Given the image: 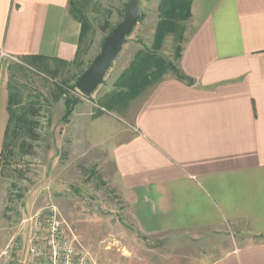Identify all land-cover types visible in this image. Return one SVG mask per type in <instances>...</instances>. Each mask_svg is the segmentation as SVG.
Instances as JSON below:
<instances>
[{
  "label": "crops",
  "instance_id": "1",
  "mask_svg": "<svg viewBox=\"0 0 264 264\" xmlns=\"http://www.w3.org/2000/svg\"><path fill=\"white\" fill-rule=\"evenodd\" d=\"M190 10L180 69L192 83L165 78L92 146L104 147L139 233L238 228L245 242L205 264H264V0H192ZM79 36L69 0H0V151L10 64L70 63ZM113 114L79 101L70 117L84 129Z\"/></svg>",
  "mask_w": 264,
  "mask_h": 264
},
{
  "label": "rangeland",
  "instance_id": "2",
  "mask_svg": "<svg viewBox=\"0 0 264 264\" xmlns=\"http://www.w3.org/2000/svg\"><path fill=\"white\" fill-rule=\"evenodd\" d=\"M130 1H83L80 8L89 28L81 45L80 62L77 65L45 62L48 69L58 72L54 80L21 61L14 62L17 67L13 70L12 82L21 91L22 103L40 107L41 111L34 132L38 139L29 141L27 134L22 132L19 135V140L24 139L31 145L32 153L20 156L16 145L18 157L14 164L0 173V249L21 228L27 231L28 219L47 206L57 208L65 221V232L74 240L78 250L89 253L100 264H205L242 245L249 237L231 227L223 231L204 229L155 235L137 231L128 204L119 191L110 159L101 152L104 147L99 149L92 145L93 140L102 139L114 131L119 122H131L135 111L150 93L149 89L124 108L106 110L114 116L102 117L95 122L85 121L84 129L80 126V119L75 122L76 119L69 117L67 122H62L63 100L53 101L54 84L71 80L84 71L107 35L101 26L105 21L111 26L119 23L124 18L122 10ZM159 2L139 0L142 19L127 38L103 83L89 97L70 94L72 97L87 106L93 103L101 108L99 103L108 94L106 92L114 90L113 84L135 54L151 48L159 19ZM182 24L185 38L189 28L187 21ZM177 38V34L167 35L157 51L162 58L171 61L175 69L180 68V59L176 55L178 48L183 46ZM169 76L168 73L165 78ZM93 100L96 103L91 102ZM96 110L99 111L93 108L95 114ZM76 131H82L86 137L89 132L91 136L88 140L81 138L82 142L75 141L72 137ZM86 142L89 146L84 144Z\"/></svg>",
  "mask_w": 264,
  "mask_h": 264
},
{
  "label": "trees",
  "instance_id": "3",
  "mask_svg": "<svg viewBox=\"0 0 264 264\" xmlns=\"http://www.w3.org/2000/svg\"><path fill=\"white\" fill-rule=\"evenodd\" d=\"M83 1L84 0H69V14L80 24V36L76 56L72 62L67 63L54 60L63 65H77V63L80 62L81 45L84 40V35L89 28L88 21L80 8ZM191 2L192 0H160L158 5L159 19L154 29L151 48H144L135 54L131 63L120 73L116 82L113 84L114 90L106 94L99 103L101 108L113 111L128 106V103L140 97L146 90L149 89L151 92L157 85L165 80L168 73L180 82L192 83V81L183 74L180 68L175 69L171 61L157 54V51L163 44L164 38L169 34H177L178 42L184 44V26L182 23L188 21L191 16ZM125 9L126 6L122 10V17L125 16ZM113 27L114 26H111L105 21L101 29L109 34ZM129 36L130 34L127 38H129ZM182 50L183 46L178 48L179 52L176 56L179 59L181 58ZM47 61H50V59L35 56L28 57L22 62L27 64V67L30 66L37 72H41L54 80L58 72L48 69L45 65ZM16 67L17 66L14 64L10 68L7 103L8 120L5 128L3 145L0 151V173L8 169L11 164H14V159L18 157L17 152H15L16 145H18L20 156L30 155L32 153L31 145L27 144L24 139L19 140V135L22 132L27 134L29 141H36L38 139L34 132L37 129V118L39 117L41 108L35 105L32 106L22 103L21 91L18 89V86L12 82V78L14 77L13 70ZM19 68L23 69L22 66H19ZM24 70L26 69L24 68ZM82 72L83 70L74 75L71 80L54 84L53 101L63 100L64 113L61 118L62 122H67L69 120L75 106L80 101L72 97L68 91H77L75 88V80Z\"/></svg>",
  "mask_w": 264,
  "mask_h": 264
},
{
  "label": "built area",
  "instance_id": "4",
  "mask_svg": "<svg viewBox=\"0 0 264 264\" xmlns=\"http://www.w3.org/2000/svg\"><path fill=\"white\" fill-rule=\"evenodd\" d=\"M68 92L82 95L78 90ZM28 224L27 231L21 228L0 249V264H100L89 253L78 250L66 234L65 221L56 207L37 211L28 219Z\"/></svg>",
  "mask_w": 264,
  "mask_h": 264
},
{
  "label": "water",
  "instance_id": "5",
  "mask_svg": "<svg viewBox=\"0 0 264 264\" xmlns=\"http://www.w3.org/2000/svg\"><path fill=\"white\" fill-rule=\"evenodd\" d=\"M142 14L139 0H131L125 9L124 18L103 39L99 52L84 71L77 76L75 88L85 97L93 95L103 83L108 70L122 51Z\"/></svg>",
  "mask_w": 264,
  "mask_h": 264
}]
</instances>
